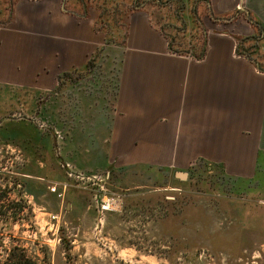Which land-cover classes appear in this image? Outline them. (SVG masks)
Listing matches in <instances>:
<instances>
[{"label": "crops", "instance_id": "0c3cea01", "mask_svg": "<svg viewBox=\"0 0 264 264\" xmlns=\"http://www.w3.org/2000/svg\"><path fill=\"white\" fill-rule=\"evenodd\" d=\"M237 3L195 0L193 13L206 46L198 59L174 52L167 33L144 9L129 15L120 45L109 44L96 27L94 7L79 0H16L0 20V111L11 115L0 120V139L25 151L24 171L33 177L27 179L28 193H47L45 179L62 191L68 181L62 163L77 174L105 173L107 179L114 168L118 179L137 166L168 170L174 177L199 162L245 179L247 193H264V0H242L243 19ZM199 5L209 9L206 18L203 10L197 15ZM206 19L214 27L207 30ZM222 23L235 27L220 30ZM239 46L250 57L239 54ZM103 48L122 53L111 101L79 94L88 85L85 79L63 78L86 73L91 55ZM62 82L69 87L63 89ZM51 102L58 127L53 136L20 118L46 116ZM58 131L66 134L63 139ZM117 207L105 212L107 218L127 209L118 202Z\"/></svg>", "mask_w": 264, "mask_h": 264}, {"label": "rangeland", "instance_id": "374dc122", "mask_svg": "<svg viewBox=\"0 0 264 264\" xmlns=\"http://www.w3.org/2000/svg\"><path fill=\"white\" fill-rule=\"evenodd\" d=\"M15 1L0 0V20L9 16ZM79 1L94 7L96 27L110 38L109 44L121 45L128 17L139 9L150 14L153 23L167 33L174 52L184 53L202 43V29L193 13L195 0ZM238 1L243 19L242 0ZM196 10L197 15L203 10L201 16H208L206 5ZM212 27L214 22L206 19L205 28ZM217 27L228 30L235 25L222 23ZM110 51L103 48L92 54L86 73L63 74V78L71 77L78 83L85 79L83 83L88 85L79 94L95 98L105 95L111 101L122 53L120 48ZM66 83H61L63 89L69 87ZM65 93L69 97V91ZM52 106L51 102L44 117L33 113L26 117L21 112L20 118L53 136L58 127ZM0 112V120L11 116L7 115L9 110ZM65 116L66 125H71L68 114ZM58 135L63 139L66 134L58 131ZM15 146L19 145L0 139V164L13 172V184L26 187L27 179L33 177L24 171L25 151ZM52 154L48 151L51 162ZM62 168L68 176L62 189L68 192L78 185L80 192L63 193L58 184L45 179L44 194L18 190L0 193V213L6 215L0 216V230L11 236L7 242L12 237L20 239L25 248L38 255L39 264H264V193H247L250 184L225 173L219 165L195 163L184 170L188 173L185 180L172 177L168 170L138 166L129 167L118 179L114 168L109 179L105 173L77 174L67 163H62ZM46 169L51 171L52 167ZM117 202L127 209L107 218L105 212L118 208ZM87 204L90 210H86ZM102 205L107 207L103 209Z\"/></svg>", "mask_w": 264, "mask_h": 264}, {"label": "trees", "instance_id": "16d2710c", "mask_svg": "<svg viewBox=\"0 0 264 264\" xmlns=\"http://www.w3.org/2000/svg\"><path fill=\"white\" fill-rule=\"evenodd\" d=\"M201 40V44H195L196 47L194 46V49L184 51V53H190L193 57L198 59L203 58V56L205 55L206 46L205 41L203 39ZM169 44L173 50L175 48L174 45L172 44V42H169ZM237 52L239 54H246L250 57V54L243 52L240 46L237 49ZM0 216H3L4 218L6 215L5 213H0ZM9 236L10 235L0 230V264H39L41 259H39L37 254L31 253L27 248H25L18 238L12 237L11 241L7 242ZM9 243H12L11 247L8 246Z\"/></svg>", "mask_w": 264, "mask_h": 264}, {"label": "built area", "instance_id": "2783aa9c", "mask_svg": "<svg viewBox=\"0 0 264 264\" xmlns=\"http://www.w3.org/2000/svg\"><path fill=\"white\" fill-rule=\"evenodd\" d=\"M7 148L9 146H6ZM5 149L6 152H9L8 149ZM10 148V147H9ZM1 149V148H0ZM12 151V148H11ZM1 156V155H0ZM10 174H13V172L11 170H7L6 166L5 167H1L0 164V193H15V190L20 191V193H27V189L24 186V184H20V183H15L13 184L12 182V176ZM21 188V189H18ZM53 192H56V188L52 187L51 188ZM59 193V195L61 196V192H57ZM107 206L102 205V208L105 209Z\"/></svg>", "mask_w": 264, "mask_h": 264}, {"label": "water", "instance_id": "95a60500", "mask_svg": "<svg viewBox=\"0 0 264 264\" xmlns=\"http://www.w3.org/2000/svg\"><path fill=\"white\" fill-rule=\"evenodd\" d=\"M175 176L178 177V178H180V179L185 180L188 177V173L186 171H177L175 173Z\"/></svg>", "mask_w": 264, "mask_h": 264}, {"label": "flooded vegetation", "instance_id": "af4514ba", "mask_svg": "<svg viewBox=\"0 0 264 264\" xmlns=\"http://www.w3.org/2000/svg\"><path fill=\"white\" fill-rule=\"evenodd\" d=\"M145 3V2H144ZM27 193H28V191H27Z\"/></svg>", "mask_w": 264, "mask_h": 264}]
</instances>
